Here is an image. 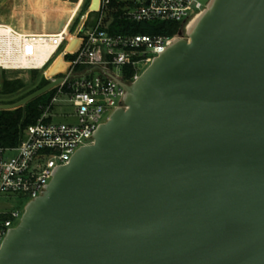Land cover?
Masks as SVG:
<instances>
[{
    "label": "water",
    "instance_id": "water-1",
    "mask_svg": "<svg viewBox=\"0 0 264 264\" xmlns=\"http://www.w3.org/2000/svg\"><path fill=\"white\" fill-rule=\"evenodd\" d=\"M182 28L118 81L125 108L53 168L0 264H264V0H209Z\"/></svg>",
    "mask_w": 264,
    "mask_h": 264
},
{
    "label": "built area",
    "instance_id": "built-area-1",
    "mask_svg": "<svg viewBox=\"0 0 264 264\" xmlns=\"http://www.w3.org/2000/svg\"><path fill=\"white\" fill-rule=\"evenodd\" d=\"M111 1L98 0L97 10L93 12L96 16L89 23L90 0L85 14L75 16L67 33L63 30L27 34L12 31L0 38L1 72L36 69L49 82L62 79L51 89L50 101L40 106L42 113L35 123L22 130L18 144L0 146V196L22 194L30 201L41 196L44 185L53 177L50 174L53 168L68 162L81 146L93 143L94 132L105 123L102 119L106 113L112 114L117 107L125 108L124 88L118 81L124 84L136 81L140 66L147 67L174 38H186L182 28L186 19L193 11L201 13L209 0L205 3L201 0H118L119 16L128 21L179 23V31L173 36L110 33L104 18ZM77 18L80 21L75 25ZM72 25L76 28L70 31ZM74 41H77L76 47L69 50ZM45 49H51L45 62L39 67L33 65ZM58 57L67 64L66 69L48 76L47 70ZM128 72L131 76L125 80ZM60 102L72 105L76 123L49 122L55 104ZM19 218V210L0 209V247L7 230L16 227Z\"/></svg>",
    "mask_w": 264,
    "mask_h": 264
},
{
    "label": "rangeland",
    "instance_id": "rangeland-1",
    "mask_svg": "<svg viewBox=\"0 0 264 264\" xmlns=\"http://www.w3.org/2000/svg\"><path fill=\"white\" fill-rule=\"evenodd\" d=\"M201 1L205 3L207 0ZM85 4L86 0H0V33L6 37L7 34L12 31L17 33H47V31H53L57 28V30H63L65 33H67L68 28L75 16L78 13H80V15L85 14L86 10H83ZM94 17L95 15H89L87 22L90 23ZM79 21V18H77L75 25L78 24ZM72 26L73 27L70 28V31H73L76 28L74 25ZM185 37L187 39L188 35L186 34ZM43 54L44 55H41L45 57L50 53L44 50ZM54 63L56 65L59 63L57 65V70L62 71L64 65H62L61 58L58 57ZM54 63L52 64L53 67L56 66ZM145 69L146 67L140 66V75ZM48 70L47 75H49ZM112 70L114 72H119V70L115 68H112ZM2 77L7 79L18 77L27 83L30 80V73L25 70L6 72L0 71V78ZM21 94L11 96L0 95V101L14 100ZM52 114L53 116L49 122L76 123L74 108L70 103L60 102L55 104ZM110 114L111 112L106 113L102 119V122H106L107 117H109ZM29 202L30 198L22 194H12L8 196L1 195L0 209L2 211H11L13 209L19 210L20 218L16 221L17 224H19L24 213L25 204ZM16 222L14 225H17Z\"/></svg>",
    "mask_w": 264,
    "mask_h": 264
},
{
    "label": "trees",
    "instance_id": "trees-1",
    "mask_svg": "<svg viewBox=\"0 0 264 264\" xmlns=\"http://www.w3.org/2000/svg\"><path fill=\"white\" fill-rule=\"evenodd\" d=\"M90 4V0H86L85 7L83 10H87ZM120 7L118 5V0H112L109 11L106 13L104 21L107 24V30L112 34L119 33H130V34H150V35H168L173 36L177 34L180 28V24L176 22H131L123 17H120ZM89 15H95L96 13L90 12ZM0 38H5V35L0 33ZM77 45V41H74L69 50H74ZM42 55H44L42 53ZM35 59L33 63L40 64L43 63L45 57ZM34 64V65H35ZM66 64V63H65ZM60 70L54 71V73ZM30 73V80L26 83L18 77H13L10 79L0 78L1 88L0 95H19L14 100L0 101V103H13L20 100L26 95L32 93L33 91L43 87L49 81L43 77L40 71L33 69L28 71ZM53 73V74H54ZM131 73H126L124 79L130 78ZM53 94V91H48L47 93L37 97L36 99L28 102L25 106L19 107L14 110H0V146L12 147L16 146L19 141L20 133L27 126L35 123L37 118L41 115L42 110L40 106L46 105Z\"/></svg>",
    "mask_w": 264,
    "mask_h": 264
},
{
    "label": "bare ground",
    "instance_id": "bare-ground-1",
    "mask_svg": "<svg viewBox=\"0 0 264 264\" xmlns=\"http://www.w3.org/2000/svg\"><path fill=\"white\" fill-rule=\"evenodd\" d=\"M97 6H98V0H93V1H92V5H91V8H92V9H97ZM20 33H21V34H27V33H25V32H20ZM73 43H74V42H73ZM73 43H72V44H73ZM70 48H71V46L69 47V49H70ZM45 50H46V52L48 51V53H51V51H50L51 49H49V50H48V49H45ZM42 53H43V52H42ZM42 53H41V54H42ZM41 54H40V55H41ZM40 55H39L36 59L40 58V57H41ZM48 56H49V55H47V56L45 57L43 63L45 62V60L47 59ZM60 58H61V57H60ZM34 61H35V60H34ZM34 61H33V62H34ZM33 62H32V64L34 65L35 63H33ZM61 62H62V65H64V68L62 69V71H64V70L66 69V67H67V64H65V63L62 61V58H61ZM43 63L35 64V66L39 67V66H41ZM58 64H59V63H57V65H58ZM54 65H56V64L54 63ZM57 65L54 66V67L52 66L51 68H49V70H48V71H49V75H48V76L52 75V74L54 73V71H56V70L58 69ZM56 67H57V68H56Z\"/></svg>",
    "mask_w": 264,
    "mask_h": 264
},
{
    "label": "crops",
    "instance_id": "crops-1",
    "mask_svg": "<svg viewBox=\"0 0 264 264\" xmlns=\"http://www.w3.org/2000/svg\"><path fill=\"white\" fill-rule=\"evenodd\" d=\"M57 29H58V28H57ZM57 29H56V30H53V31H47V32H56V31H58Z\"/></svg>",
    "mask_w": 264,
    "mask_h": 264
}]
</instances>
